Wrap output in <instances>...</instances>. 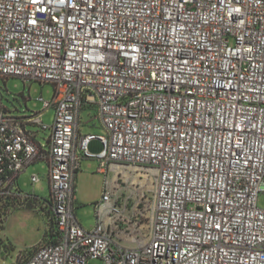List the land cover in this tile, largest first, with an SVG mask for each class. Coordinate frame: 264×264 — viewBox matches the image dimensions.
Masks as SVG:
<instances>
[{
	"label": "built area",
	"instance_id": "1",
	"mask_svg": "<svg viewBox=\"0 0 264 264\" xmlns=\"http://www.w3.org/2000/svg\"><path fill=\"white\" fill-rule=\"evenodd\" d=\"M9 77L54 87L51 125L0 110V197L44 162L61 232L23 264H264V0H0ZM84 97L107 135L78 136ZM85 158L142 170L151 197L108 178L84 229Z\"/></svg>",
	"mask_w": 264,
	"mask_h": 264
},
{
	"label": "rangeland",
	"instance_id": "2",
	"mask_svg": "<svg viewBox=\"0 0 264 264\" xmlns=\"http://www.w3.org/2000/svg\"><path fill=\"white\" fill-rule=\"evenodd\" d=\"M54 87L51 84L40 82H26L21 78L9 77L0 79V110L4 109L15 116H33L43 112V103L52 101ZM91 112V113H90ZM95 119V110L84 111L81 116L82 132H98L90 127L89 117ZM55 111H45L43 120L51 125L54 121ZM96 120V121H95ZM30 130L40 131L38 127L30 126ZM40 136L49 133L40 131ZM44 164V163H43ZM101 161L82 160L81 171L77 174L75 182V195L79 199L76 215L81 226L91 230L96 225L95 204L101 202L106 189L108 178L124 191H134L136 195L146 193L151 197L152 184L146 180L144 172L131 166L114 165L100 171ZM38 175L41 181L34 184L32 176ZM47 167L33 166L20 177V185L24 193L37 195L39 198L49 197V183L47 181ZM108 177V178H107ZM259 206L264 208V193L259 197ZM47 231V222L44 212L37 207H31L20 202L10 207L9 213L0 224V241L3 247L0 251V264H14L22 252L39 245ZM89 264H103L101 260H93Z\"/></svg>",
	"mask_w": 264,
	"mask_h": 264
},
{
	"label": "trees",
	"instance_id": "3",
	"mask_svg": "<svg viewBox=\"0 0 264 264\" xmlns=\"http://www.w3.org/2000/svg\"><path fill=\"white\" fill-rule=\"evenodd\" d=\"M1 79V78H0ZM7 79V78H2ZM85 103L95 105L90 103L89 101L84 99L82 100L81 109L84 107ZM90 105V106H91ZM78 173V170L76 171ZM22 202L23 204H27L31 207L40 208L44 212V216L47 222V231L39 245H50L57 244L61 238V232L58 227L57 216L54 210L53 199L49 195L48 198H39L34 194H27L23 192L21 185L18 182V179L14 182V184L7 191V194L0 197V224L3 223L4 218L9 213V209L16 204ZM79 203V202H78ZM78 203L75 205V210L78 207ZM96 206V204L94 205ZM37 245L35 248L22 252V260H16L14 264H23L27 261L38 249ZM3 247V240L0 241V251Z\"/></svg>",
	"mask_w": 264,
	"mask_h": 264
},
{
	"label": "crops",
	"instance_id": "4",
	"mask_svg": "<svg viewBox=\"0 0 264 264\" xmlns=\"http://www.w3.org/2000/svg\"><path fill=\"white\" fill-rule=\"evenodd\" d=\"M90 103H92V104H94L93 102H91L90 100H88ZM91 104H88V103H85V105H84V107L80 110V113H79V126H78V136H84V135H87V134H96V135H107V131L105 130V128L103 127V125H102V123H101V120H100V118H99V113H98V107H97V105H91ZM91 110H95V112H96V116H95V119L97 120V123L96 122H93L94 121V119L92 118V116H90L89 117V122H90V127H92V128H94V130H97L98 132H86V133H83L82 132V130H81V128H82V125H84V123L81 121V116H82V113L84 112V111H91ZM44 110H43V112H40V113H37V114H41V116H42V121L44 122V120H43V115H44ZM91 113V112H90ZM95 120V121H96ZM45 123V122H44ZM28 130L30 131V132H33V133H35V135H36V141L41 145V146H46V144H47V138H48V136L49 135H46V134H44L43 136L41 135L40 136V134H42V133H40V131H37V132H34V131H31L30 130V126L28 127ZM45 133H47V132H45ZM102 144H101V142H99V141H92L91 142V144H90V151H91V153H93V154H99L101 151H102ZM83 160H95V159H89V158H85V159H83ZM44 162H38V163H35L34 165H32V166H30L28 169H30L31 167H33V166H37V165H39V166H45L46 164L44 163ZM47 167V166H46ZM27 169V170H28ZM26 170V171H27ZM25 171V172H26ZM81 171V166H80V169L78 170V173ZM24 172V173H25ZM103 173H105L104 171H102ZM23 173V174H24ZM77 173V174H78ZM22 174V175H23ZM77 174H76V177H75V182H76V178H77ZM21 175V176H22ZM20 176V177H21ZM20 177L18 178V182H19V184H20ZM108 178V177H107ZM75 184V183H74ZM50 188V187H49ZM74 188L76 189V186H74ZM49 195H50V192H49ZM75 197H76V195H75ZM79 202V199L76 197V200H75V205H76V203H78Z\"/></svg>",
	"mask_w": 264,
	"mask_h": 264
}]
</instances>
